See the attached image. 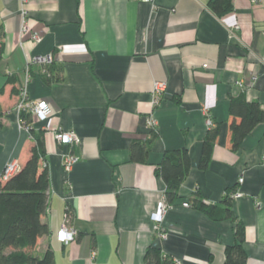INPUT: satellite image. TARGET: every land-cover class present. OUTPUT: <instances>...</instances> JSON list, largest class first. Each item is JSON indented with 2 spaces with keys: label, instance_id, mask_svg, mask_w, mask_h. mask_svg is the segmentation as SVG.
<instances>
[{
  "label": "crops",
  "instance_id": "obj_1",
  "mask_svg": "<svg viewBox=\"0 0 264 264\" xmlns=\"http://www.w3.org/2000/svg\"><path fill=\"white\" fill-rule=\"evenodd\" d=\"M208 2L0 0V175L11 160L22 166L32 146L15 110L18 96L4 85L7 76L18 78L31 102L45 101L50 109L45 120L32 122L43 132L50 178L43 218L49 234L32 254L42 257L50 249L55 264H144L146 248L154 246L180 264H223L235 223L210 218L192 199L198 192L223 208L226 191L239 190L231 210L244 225L246 264H264V123L236 151L228 128L231 97L264 109V0H232V11L221 16ZM46 54L63 68V79L49 85L40 65H29L26 76L32 57ZM154 81L167 88L153 109ZM204 111L220 134L207 169L200 170ZM150 113L154 130L146 123ZM63 130L74 131L79 143L56 140ZM152 132L147 162L130 161L131 143ZM180 148L189 153L190 170L164 214L166 235L160 237L152 216L165 184L156 169L166 151ZM70 153L77 161L66 171ZM68 208L76 239L64 244L57 231Z\"/></svg>",
  "mask_w": 264,
  "mask_h": 264
},
{
  "label": "trees",
  "instance_id": "obj_2",
  "mask_svg": "<svg viewBox=\"0 0 264 264\" xmlns=\"http://www.w3.org/2000/svg\"><path fill=\"white\" fill-rule=\"evenodd\" d=\"M208 6L217 16L232 11V0H209ZM4 29L0 25V61L3 57ZM41 77L45 84L63 79V68L54 61L41 66ZM12 86V93L17 96L22 87L15 75H8L4 85ZM18 86V87H17ZM3 87L0 88V94ZM228 128L230 148L236 151L244 138L258 125L264 123V109L257 101H248L242 97H231L229 101ZM20 125L28 128L32 146L26 162L6 181L0 180V264H55L54 256L47 249L42 257L32 254L38 240L49 234L48 225L43 221L49 200V168L46 158L42 131L34 130L33 116L28 111L19 113ZM1 113H0V125ZM220 134V125L214 123L208 127L202 142L201 156L198 167L207 169L212 150ZM156 137L152 132L146 141H133L129 149L130 161L146 163L151 145ZM190 156L186 148L166 151L156 171L165 184L164 199L172 204L179 187L190 170ZM235 192L226 191L223 196V208L207 204L196 192L192 199L194 207L216 220L228 219L235 223V241L224 249L223 264H246L247 255L243 248L244 225L238 221L231 210V195ZM188 203V202H187ZM189 204V203H188ZM66 216L72 219L70 208ZM144 264H174L170 257L162 255L161 250L154 246L146 248Z\"/></svg>",
  "mask_w": 264,
  "mask_h": 264
},
{
  "label": "built area",
  "instance_id": "obj_3",
  "mask_svg": "<svg viewBox=\"0 0 264 264\" xmlns=\"http://www.w3.org/2000/svg\"><path fill=\"white\" fill-rule=\"evenodd\" d=\"M30 0H20L22 5H26ZM142 3H152L153 0H135ZM238 28V27H237ZM32 39L35 41L39 40L38 35L33 34ZM52 56L50 54L46 55H36L32 57L30 63L27 66L26 76L29 78V65L37 64L40 66H44L50 64L52 62ZM206 67V65H204ZM167 85L164 81H154L152 84V108L154 109L157 105L160 104L161 99L166 93ZM16 112L20 113L21 111H28L32 114L36 119L43 121L50 114V109L45 101H37L31 102L28 99L27 91L25 87H22L20 93L18 95V101L15 106ZM205 123L208 127L213 126V121L209 116L207 111H204ZM146 123L149 128L154 130L156 125V119L153 116V113L146 119ZM24 128V127H23ZM28 131V128H25ZM56 140H58L62 144H78L79 137L74 131H57L54 134ZM77 161V157L70 153L65 155L63 167L66 171H69L74 163ZM20 169V164L16 160H11L7 162L1 172L0 180L6 181L10 176L15 174ZM243 182V177L238 178V183ZM233 198H240L241 193L239 190H235V192L231 195ZM183 207H189L187 202L182 203ZM170 204L166 203L165 199L160 201L157 205L156 211L154 212L152 219L154 221V232L158 234L160 237H165L166 233L162 229V220L165 212L170 209ZM70 220L66 217V222L60 226L57 231L58 237L60 241L64 244H68L73 242L76 239V231L73 227H71L68 222ZM174 264H180V261L177 259H173Z\"/></svg>",
  "mask_w": 264,
  "mask_h": 264
},
{
  "label": "rangeland",
  "instance_id": "obj_4",
  "mask_svg": "<svg viewBox=\"0 0 264 264\" xmlns=\"http://www.w3.org/2000/svg\"><path fill=\"white\" fill-rule=\"evenodd\" d=\"M17 104V103H16ZM16 106V105H15ZM67 217V216H66ZM69 220H71L69 217H67Z\"/></svg>",
  "mask_w": 264,
  "mask_h": 264
}]
</instances>
